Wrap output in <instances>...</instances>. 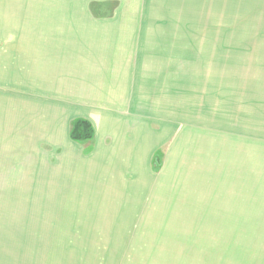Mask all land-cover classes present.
<instances>
[{"label": "crops", "instance_id": "crops-1", "mask_svg": "<svg viewBox=\"0 0 264 264\" xmlns=\"http://www.w3.org/2000/svg\"><path fill=\"white\" fill-rule=\"evenodd\" d=\"M120 4L0 0V210L19 204L9 199L6 204V197L28 187V173L36 178V185L29 186L32 193L74 196L75 187L85 190L88 180L86 175L76 183L73 170H94L104 174L100 195L114 197L124 180H133L127 179L129 173H136V179L153 178L152 162L159 153L157 175L168 177L163 178L167 182L179 180L171 210L182 219L167 224L184 225L178 228L180 240L194 238L187 240L194 243V252H207L218 229L229 228L232 242L233 228L250 227L253 220L264 243V156L259 158L252 200L251 160L234 149L232 129L238 126H232L234 109L224 100L217 102L221 118H213L210 130H195L192 155L185 154L190 148L185 140L173 134L156 148L155 132L140 123L139 110L149 114L151 107L159 106L164 116L178 115L169 108L177 107L172 99L180 98L186 79L181 67L185 71L186 66L177 60L168 68L166 44L155 43L156 35L146 26L135 27ZM140 100L145 101L142 107ZM76 119L91 123L92 141L70 139ZM171 125L166 121L164 130L173 133L176 126ZM60 210L70 208L51 209Z\"/></svg>", "mask_w": 264, "mask_h": 264}, {"label": "rangeland", "instance_id": "rangeland-1", "mask_svg": "<svg viewBox=\"0 0 264 264\" xmlns=\"http://www.w3.org/2000/svg\"><path fill=\"white\" fill-rule=\"evenodd\" d=\"M120 5L135 27L146 26L156 35L155 43L166 44L168 68L177 60L186 66L185 71L181 67L186 79L180 98L172 99L177 107L169 108L178 115L164 116L159 106L149 114L139 110L140 123L155 132L156 148L173 134L185 140L190 147L185 154L192 155L195 130L209 131L213 118H221L217 102L228 101L234 109L232 126H238L232 129L234 149L251 160L253 200L264 156V0H121ZM144 102L139 101L141 107ZM168 120L176 126L173 133L164 130ZM160 158L156 153L152 162L156 177L136 179L129 173L127 179L133 180H124L119 195L110 198L100 195L101 172L73 170L76 183L86 175L88 180L85 190L75 187L74 196L34 194L29 186L36 185V178L28 173V187L6 197V204L18 200L22 205L13 202L0 210V264H264V243L253 220L250 227L233 228L232 242L229 228L218 229L207 252H194V243L187 242L194 238L179 239L178 228L184 225L167 224L182 219L171 210L179 180L167 182L168 177L157 175ZM64 204L70 210L51 211Z\"/></svg>", "mask_w": 264, "mask_h": 264}, {"label": "trees", "instance_id": "trees-1", "mask_svg": "<svg viewBox=\"0 0 264 264\" xmlns=\"http://www.w3.org/2000/svg\"><path fill=\"white\" fill-rule=\"evenodd\" d=\"M93 5H90L92 9ZM70 139L77 143H88L94 137V129L91 123L85 119H76L71 124Z\"/></svg>", "mask_w": 264, "mask_h": 264}]
</instances>
